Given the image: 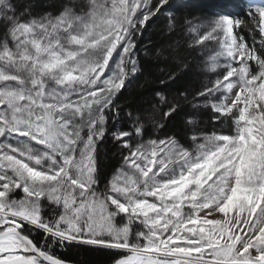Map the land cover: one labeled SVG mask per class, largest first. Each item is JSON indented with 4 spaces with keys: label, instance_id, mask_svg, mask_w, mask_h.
Wrapping results in <instances>:
<instances>
[{
    "label": "snow or ice",
    "instance_id": "obj_1",
    "mask_svg": "<svg viewBox=\"0 0 264 264\" xmlns=\"http://www.w3.org/2000/svg\"><path fill=\"white\" fill-rule=\"evenodd\" d=\"M182 3L184 14L171 0L41 14L0 0V264H66L54 248L80 244L118 250L112 264H264V6L190 16ZM161 16L187 48L211 49L210 75L195 90L156 91L146 117L125 115L118 94ZM181 46L167 59L187 67ZM185 104L208 123L170 134ZM109 139L121 161L106 175Z\"/></svg>",
    "mask_w": 264,
    "mask_h": 264
},
{
    "label": "trees",
    "instance_id": "obj_2",
    "mask_svg": "<svg viewBox=\"0 0 264 264\" xmlns=\"http://www.w3.org/2000/svg\"><path fill=\"white\" fill-rule=\"evenodd\" d=\"M249 0H187L186 12L190 16H215L218 14L229 15L234 17H242L248 10L246 3ZM21 9L23 6L33 5L34 13L57 12L62 5L75 6L86 2V0H14ZM177 6V11L184 14L182 0H171ZM246 41L251 44V36L248 32H243ZM3 31L0 29V41H3ZM260 39L257 33V40ZM181 41V47L178 51L182 58H186L187 67L183 64H177L176 61L167 59L169 45L175 46L177 41ZM189 40L188 36H176L169 33L167 30V21L164 16L160 19L150 22V26L143 34L140 43V58L142 60V70L134 74L125 84L118 94L117 103L124 109V114L132 112L133 115H141L146 117L152 109V106L157 102L155 92L159 90L165 91V94L171 97L176 94L177 89L195 90L207 82L210 75L206 71V63L208 61V50L203 53L199 50L187 48L184 43ZM190 42V40H189ZM258 46V45H257ZM157 49H164L165 56L156 58L155 52ZM163 70V71H162ZM176 72L179 78L175 83L169 82L167 89L161 85V79L167 78V73ZM191 98V97H189ZM189 119L195 120L196 125L203 127L208 123V114L204 109L196 110L189 104L183 106V110L176 115L175 119L165 125V129L171 134L172 131H183L187 127L190 129L191 124H187ZM127 123V121H125ZM146 127L149 132L155 136L162 134L165 129L155 132L153 125L146 121ZM147 138V137H146ZM99 162L106 175L119 167L121 157L114 143L109 139L107 142H102L99 146ZM39 239H42V234H37ZM57 256L65 262L72 264H112L116 257L115 249H102L90 245H68L65 249H60L59 246L54 248Z\"/></svg>",
    "mask_w": 264,
    "mask_h": 264
},
{
    "label": "rangeland",
    "instance_id": "obj_3",
    "mask_svg": "<svg viewBox=\"0 0 264 264\" xmlns=\"http://www.w3.org/2000/svg\"><path fill=\"white\" fill-rule=\"evenodd\" d=\"M258 6H264V0H250V1H248L247 3H246V8L247 9H249V8H251L253 11L255 10V8L256 7H258ZM208 50V52H206L209 56L211 55V54H213L212 53V51H211V49H207ZM128 81V80H127ZM126 81V82H127Z\"/></svg>",
    "mask_w": 264,
    "mask_h": 264
},
{
    "label": "water",
    "instance_id": "obj_4",
    "mask_svg": "<svg viewBox=\"0 0 264 264\" xmlns=\"http://www.w3.org/2000/svg\"><path fill=\"white\" fill-rule=\"evenodd\" d=\"M66 264H72V263H68V262H66Z\"/></svg>",
    "mask_w": 264,
    "mask_h": 264
}]
</instances>
